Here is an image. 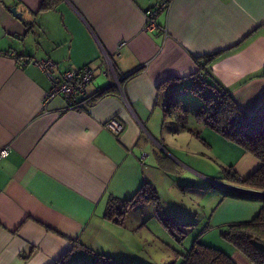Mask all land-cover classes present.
<instances>
[{
    "label": "crops",
    "instance_id": "crops-1",
    "mask_svg": "<svg viewBox=\"0 0 264 264\" xmlns=\"http://www.w3.org/2000/svg\"><path fill=\"white\" fill-rule=\"evenodd\" d=\"M161 1L0 0V148H9L0 160V264H54L75 244L61 264L86 260L85 248L118 264L129 259L138 236L126 221L103 218L108 196L130 198L153 182L149 137L162 135L170 95L193 94L199 69L240 110L264 104V0H170L155 17L159 29L143 30L145 11ZM13 51L52 60L57 72L91 67L75 97L88 102L68 109L56 95L43 107L50 80L37 66L21 67ZM112 118L124 125L118 135L105 128ZM193 118L204 141L214 136ZM169 120L172 134L196 137ZM259 165L242 149L233 163L240 177ZM229 255L252 264L236 249Z\"/></svg>",
    "mask_w": 264,
    "mask_h": 264
},
{
    "label": "rangeland",
    "instance_id": "rangeland-1",
    "mask_svg": "<svg viewBox=\"0 0 264 264\" xmlns=\"http://www.w3.org/2000/svg\"><path fill=\"white\" fill-rule=\"evenodd\" d=\"M175 98L188 111L185 126L195 127L193 110L201 105V101L188 92L177 94ZM169 118L176 122L174 117ZM169 118L162 135L149 133L155 142L149 137L147 147L157 152H152L157 157L155 164L151 163L154 157L149 152L146 165H153L149 168L152 166L155 176L150 184L158 194L161 210L152 203H143L128 211L126 223L134 227L138 244L132 255L129 253L130 258L126 256L119 264H182L183 256L196 240L230 254L235 249L224 237L229 224L251 219L262 205L260 197L222 185L246 189L228 182L226 177V171L234 170L233 163L239 156L241 148L237 143L209 128L206 132H212L218 139L212 135L204 141L187 131L184 135L172 134ZM177 126L181 124L177 122ZM201 136L205 139V134L201 133ZM160 216L169 220L172 231L164 226ZM258 245L264 249V241ZM87 254L86 260L78 258L67 264L89 263L91 255Z\"/></svg>",
    "mask_w": 264,
    "mask_h": 264
},
{
    "label": "trees",
    "instance_id": "trees-1",
    "mask_svg": "<svg viewBox=\"0 0 264 264\" xmlns=\"http://www.w3.org/2000/svg\"><path fill=\"white\" fill-rule=\"evenodd\" d=\"M44 8L45 4L42 2L41 9ZM202 71L206 75L205 78L194 79L191 76L192 85L189 89L201 101V105L193 110V115L198 121L203 122L228 141H234L243 151L251 153L259 160L260 165L257 169L245 177H240L232 169L226 171L227 181L246 189L264 192V104L252 114L240 110L229 92L211 82L206 69ZM110 90L111 86L101 92L106 93ZM163 107L165 118L174 117L182 127H185L188 111L182 108L180 100L175 99L172 94L164 102ZM188 130L202 139L198 131L192 128ZM260 198L262 205L254 217L229 224L224 233L225 239L252 264H264V249L258 245L259 242L264 241V196ZM143 203H152L161 210L158 194L153 185L148 182H145L130 198L109 195L103 218L116 225L124 226L128 211ZM160 219L164 226L172 231L173 225L169 220L163 216H160ZM79 245L72 246L54 264H61L68 259L74 248ZM85 249L91 254V260L89 263L80 264H118L110 255L95 253L89 248ZM182 264L237 263L229 254L196 240L189 252L183 256Z\"/></svg>",
    "mask_w": 264,
    "mask_h": 264
},
{
    "label": "built area",
    "instance_id": "built-area-1",
    "mask_svg": "<svg viewBox=\"0 0 264 264\" xmlns=\"http://www.w3.org/2000/svg\"><path fill=\"white\" fill-rule=\"evenodd\" d=\"M169 2L170 0H163L157 6L145 11L143 30L151 31L159 29V26L156 24L155 17L161 9L168 5ZM10 55L12 58H15L16 62H18L21 67H24L28 64L39 67L50 80L51 86L43 100V107H45L48 101L56 95L63 96L68 104V109L80 107L83 103L88 102L87 99L78 101L75 100L77 95L84 92L85 87L89 84L94 76V70L88 65L57 72L55 70L56 64L52 60L21 57L16 51L11 52ZM205 77L206 75L200 69L193 74L194 79H201ZM114 83L119 86L117 78H115ZM105 128L110 130L113 134L118 135L124 129V125L118 119L112 118L105 124ZM8 154L9 148L7 146L0 148V160L5 158ZM146 156L147 154L143 153L141 155V161H144Z\"/></svg>",
    "mask_w": 264,
    "mask_h": 264
},
{
    "label": "water",
    "instance_id": "water-1",
    "mask_svg": "<svg viewBox=\"0 0 264 264\" xmlns=\"http://www.w3.org/2000/svg\"><path fill=\"white\" fill-rule=\"evenodd\" d=\"M11 12L14 15H17V12H16L15 8H11ZM240 191L243 192V193H247V194H252V195L254 194V195L264 196V192H261V191L250 190V189H243V188H241Z\"/></svg>",
    "mask_w": 264,
    "mask_h": 264
},
{
    "label": "flooded vegetation",
    "instance_id": "flooded-vegetation-1",
    "mask_svg": "<svg viewBox=\"0 0 264 264\" xmlns=\"http://www.w3.org/2000/svg\"><path fill=\"white\" fill-rule=\"evenodd\" d=\"M118 82H119V80H118Z\"/></svg>",
    "mask_w": 264,
    "mask_h": 264
}]
</instances>
